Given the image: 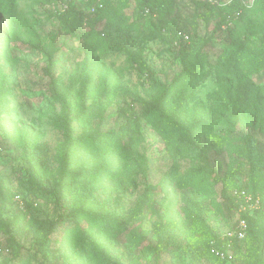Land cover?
Segmentation results:
<instances>
[{"label": "rangeland", "instance_id": "rangeland-1", "mask_svg": "<svg viewBox=\"0 0 264 264\" xmlns=\"http://www.w3.org/2000/svg\"><path fill=\"white\" fill-rule=\"evenodd\" d=\"M230 1L212 0L217 6L209 8L191 0H164L149 15L132 2L98 24L97 31L119 34L133 44L150 70L134 68L125 53L101 55L88 42L87 26L76 24L68 31L61 23V0H11L14 17L0 10V217L16 222L19 245L0 251V264H215L203 255L204 244L212 235L227 241L225 232L237 218L222 195L223 183L200 174L184 186L168 174L176 166L183 173L198 171L197 155L203 153L229 179L233 195L235 184L247 183L252 167L247 140L253 138L256 150L264 151V70L250 74L241 67L226 74L215 66L232 51V38L244 36L242 25H218L221 6ZM164 10L179 29L210 38L203 49L190 45L188 60L201 52L214 64L194 89L193 101L183 102L173 118L180 136L158 131L156 122L144 116L151 94L172 83L183 68L180 47L169 42L171 31L161 21ZM263 36L264 27L254 37ZM88 76L95 82L84 94ZM178 96L173 107L181 103ZM66 114L74 138L96 134L102 142L88 160L100 155L108 162L101 164L106 171L99 178L88 165L81 173L73 168L58 200L60 156L68 148L58 123ZM199 123L220 136L222 145L204 131L195 134ZM175 139L191 148L178 150ZM26 202L50 219H60L66 205L80 210V218L71 232L58 228L38 244L31 214L24 212ZM250 215L258 221L255 234L264 231V208ZM97 216L108 228L94 224ZM84 229L102 244L101 258L89 259L78 246L75 238ZM8 237L0 228L1 248ZM250 240L243 241L245 251L258 244Z\"/></svg>", "mask_w": 264, "mask_h": 264}, {"label": "trees", "instance_id": "trees-1", "mask_svg": "<svg viewBox=\"0 0 264 264\" xmlns=\"http://www.w3.org/2000/svg\"><path fill=\"white\" fill-rule=\"evenodd\" d=\"M63 0H61L62 3ZM195 6H207L209 8L216 7L213 5L212 0H191ZM132 2H135L137 7L142 13L149 15L155 10H158L164 4V0H80L72 1L68 4V8L61 12V23L68 30L72 31L76 24L87 26L89 33L87 34L88 42H92L96 49L99 50L101 55H108L111 53H125L131 65L138 70H150L147 67L146 61H144L137 52L133 50V44H129L126 39L119 34L114 35L111 32L104 31L99 32L96 30L98 24L104 20L109 19L111 16L115 17L119 11H122L126 6H130ZM102 7H99V5ZM1 11L8 10L11 16L14 17L16 9L12 5L11 0H4L1 6ZM167 10L161 15V21L165 24L166 28L171 31L172 37L169 42L172 46H179V58L182 62L181 72L174 78L173 82L169 85L161 87L158 92L151 94L149 100L145 105V117L151 122L155 123V128L167 135L171 132H175V136H180L182 132L181 127L174 123L173 118H177V110L183 105V102L193 101V91L197 85L201 84L211 73L212 66L214 64L210 61L207 53L195 56L193 59L188 60L189 46L195 44H201V49L210 41V38L200 36L196 33H186L177 27L175 20H169L167 18ZM221 24H227L228 28H232L231 25L243 27L244 36L233 37L231 40L232 51L224 53L220 60L217 61L215 66L219 72L231 74L233 71L239 70L241 67L250 74H260L264 70V36L258 41L254 36L259 28L264 27V0H253L252 3H247L246 0H231L224 6H221ZM185 35L188 38H185ZM79 37V36H78ZM80 38V37H79ZM188 42L189 45L186 43ZM95 82L93 76H88L84 83V94H87L91 85ZM115 89H109L110 95L114 93ZM178 94V99L181 103L176 104L173 107V99ZM58 128L64 131L65 138L68 143V148L64 150L60 156V168L58 169V176L56 179V185H61L57 193L58 200L63 199V189L65 186V180L71 176L72 169L76 168L78 173L88 165V170L93 177L99 178L104 171L101 168L102 163H107L108 160L104 156L94 155L92 159L88 160L87 157L93 155L92 152L98 153L99 147L102 144L100 138L96 134H84L79 138H74L73 128L71 126V120L66 114L59 119ZM168 121V126L164 127ZM200 131H204L210 141L214 142L216 146H221L223 139L217 136L206 127L205 124L199 123L198 127H195V134ZM176 143L179 140H176ZM72 142V143H71ZM117 144V143H115ZM254 139L247 140V147L249 159L251 162V170L247 180V183L235 184V186L244 188L254 195H258L261 199V209L255 211L260 213L264 208V151H258L253 146ZM178 150H189V145L177 144ZM87 158V160H86ZM198 171L190 170L186 173L181 172L180 167H174L170 172L169 177L176 182H181L184 186L190 185L197 180L200 174L205 175L207 178L212 179L215 182L223 183L222 195L228 202L231 208L238 209L240 201H238L231 192H228L229 179L223 178L219 175L218 171L211 165L210 159L206 154L199 153L197 155ZM113 169V168H111ZM61 189V190H60ZM62 193V194H61ZM62 204V203H61ZM25 215L31 214L30 227L35 229L34 237L35 242L43 244L45 240L49 239L51 235L57 232L58 228L67 229L71 232L74 229L73 224L80 218V210L75 208H69L66 205L67 212L61 213V218L50 219L49 216H43L38 209L30 202L25 203ZM65 211V209H64ZM43 213V212H42ZM251 213H245L243 216L248 221V230L243 240L234 239L232 241L233 259L232 264H264V231L262 228L255 234L253 227L254 222L257 224V219H253ZM232 214H230L231 216ZM45 217V218H41ZM39 218V219H38ZM70 222H68V220ZM105 218L97 216L92 218L94 224H99V227L104 228ZM73 220V221H72ZM33 224V225H32ZM16 222L11 219H2L0 217V228L6 230L9 234L7 239V246L0 247V251L9 249L14 246L19 247L16 240V233L13 229ZM62 225V226H61ZM108 228V227H106ZM104 228V229H106ZM231 228V227H230ZM229 228V229H230ZM81 237L75 238L79 244L78 246L89 259L101 258L104 253L103 246L98 242L94 234L90 230L84 229L81 231ZM255 239L257 246L254 250L249 248L244 250L243 241H249ZM216 241V246L223 249H227V241L216 240V236L212 235L205 245V252L203 255L209 258L215 264H226L219 256L212 252V242ZM251 241V240H250ZM9 246V247H8ZM19 249L16 250V256L19 255Z\"/></svg>", "mask_w": 264, "mask_h": 264}, {"label": "built area", "instance_id": "built-area-1", "mask_svg": "<svg viewBox=\"0 0 264 264\" xmlns=\"http://www.w3.org/2000/svg\"><path fill=\"white\" fill-rule=\"evenodd\" d=\"M72 1H80V0H63L61 3L62 10H65L68 8V4ZM185 38H188L187 35H185ZM233 196L240 201V204L237 209V218L235 220V225L228 229L225 232L224 238L228 239L229 242L227 244V249L219 248L216 246V241L212 242V252H214L217 256H219L222 260L229 262L232 260L233 252H231L232 248V241L234 239L243 240L247 234L248 230V221L243 216L245 213H252L254 211H257L261 208V199L258 195H254L247 191L244 188L237 187L233 191Z\"/></svg>", "mask_w": 264, "mask_h": 264}]
</instances>
